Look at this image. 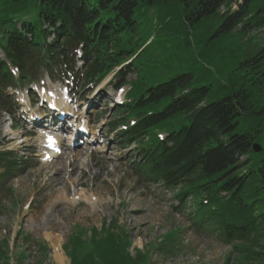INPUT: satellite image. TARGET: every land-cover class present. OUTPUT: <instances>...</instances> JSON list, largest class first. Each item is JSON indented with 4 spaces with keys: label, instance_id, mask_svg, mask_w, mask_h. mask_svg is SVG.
<instances>
[{
    "label": "trees",
    "instance_id": "1",
    "mask_svg": "<svg viewBox=\"0 0 264 264\" xmlns=\"http://www.w3.org/2000/svg\"><path fill=\"white\" fill-rule=\"evenodd\" d=\"M42 1L0 0V30L6 37L1 45L8 59L16 63L21 59L45 62L43 49H54L66 37L80 38L89 54L87 81L103 78L102 75L137 54L149 41L150 37L134 38L138 32L136 15L139 10L159 2H163V7H178L192 25L203 18L219 16L222 9H226L220 15L217 35L240 32L248 36L255 31L251 36L258 38L259 34L264 41V0ZM234 3L237 8L232 10ZM34 11L38 21H23L22 30L10 17ZM52 35H55L54 41L48 43ZM154 41L146 45L132 63L135 65L146 54L140 66L143 75L137 76L128 95L135 104L130 106L129 115L139 114L140 121L134 128V135L132 131L124 132V140L131 141V136L133 139L150 136L155 144L151 141L141 144L142 161L147 177L152 178L150 182L159 180L170 188L181 187L180 198L208 195L214 209L201 212L202 203L198 200L199 217L213 216L227 243L250 241L248 247L238 246V249L250 248L246 253L252 264H264V159H259L253 147L256 142L264 145V93L261 91H264V43L254 52L245 50L241 61L242 67L253 71L251 80L258 84L259 90L243 88L235 92L223 87L222 94L218 95L209 86L211 83L202 76L196 79L186 68L166 78L155 76L157 59L148 54ZM6 71L5 64L0 61L2 81ZM252 96L258 97V110L254 109ZM242 117L260 118L261 121L253 125V130H243ZM159 131H170L172 146L167 147L165 142L158 140L155 133ZM154 145L157 150L145 152ZM21 164L13 152L0 151V168H5V174L13 173ZM222 192L227 195L223 196ZM107 230L114 228L109 226ZM93 231L94 235L98 233ZM91 241L90 237L83 246L78 244L88 264H136L126 253L130 241L120 244L119 238L110 233L94 239L90 250ZM72 261L79 264L76 258L72 257Z\"/></svg>",
    "mask_w": 264,
    "mask_h": 264
},
{
    "label": "rangeland",
    "instance_id": "2",
    "mask_svg": "<svg viewBox=\"0 0 264 264\" xmlns=\"http://www.w3.org/2000/svg\"><path fill=\"white\" fill-rule=\"evenodd\" d=\"M236 8L237 4H232L231 9ZM220 15L192 25L182 10L163 7V2L139 10L134 38L155 39L148 53L157 59V71L153 74L166 78L186 68L196 79L202 76L210 82L209 86L218 95L223 87L235 92L243 88L259 90L258 84L251 80L253 71L242 67L241 61L245 50L254 52L264 41L259 34L258 38L251 36L255 31L248 36L240 32L217 35ZM145 60L146 54L135 63V70L141 76L140 66ZM80 64L78 61L77 65ZM65 79L63 74L55 79L44 77L54 86L59 81L65 84ZM110 79L94 84L92 93L98 94L90 111L91 122L95 119L101 130L97 139L106 135L104 122H112L118 115L115 112L108 115L114 104L111 97L116 93L110 87L115 81ZM256 97L252 96L251 100L258 110L260 103ZM18 114L15 119L19 118ZM13 118L0 111V144H3L0 149H15L37 167L29 171L28 166L18 178L0 181V264H57L53 243L60 239L66 264H74L72 257L79 264H88L78 244L83 246L90 237L92 241L99 240L110 233L119 238L120 244L131 242L132 260L139 261L137 264H252L246 253L250 248L238 249V246L248 247L250 241L234 245L223 241L211 226L209 230L197 228L188 213L179 208L176 190L137 179L128 164L135 146L126 145L119 133L105 136L104 143L97 142L92 147L86 140L65 145L63 159L60 156L53 164L46 165L42 160L40 135L31 136L33 127L26 128L23 121L17 123ZM240 120L241 128L248 131L261 121L254 117ZM11 125L13 131L9 130ZM255 153L264 159V151ZM77 196L79 199L73 202ZM186 204L191 209V204ZM109 226L114 230L108 231ZM93 230L98 233L94 235ZM46 234L55 235V241Z\"/></svg>",
    "mask_w": 264,
    "mask_h": 264
},
{
    "label": "bare ground",
    "instance_id": "3",
    "mask_svg": "<svg viewBox=\"0 0 264 264\" xmlns=\"http://www.w3.org/2000/svg\"><path fill=\"white\" fill-rule=\"evenodd\" d=\"M84 154V152H81V155ZM76 156V155H75ZM69 157H72L69 154ZM71 160V159H70ZM75 161V160H73ZM82 185V184H81ZM46 236L51 240V241H55V235H51V234H46ZM58 240V239H57ZM62 244H61V239L59 241H57L56 243H53V247L55 248L54 250V256L56 259L57 264H66V257L64 255V250L62 249Z\"/></svg>",
    "mask_w": 264,
    "mask_h": 264
},
{
    "label": "water",
    "instance_id": "4",
    "mask_svg": "<svg viewBox=\"0 0 264 264\" xmlns=\"http://www.w3.org/2000/svg\"><path fill=\"white\" fill-rule=\"evenodd\" d=\"M255 150H256V151H260V150H261V148H257V147L255 146Z\"/></svg>",
    "mask_w": 264,
    "mask_h": 264
}]
</instances>
